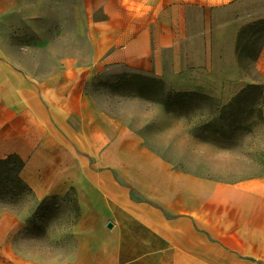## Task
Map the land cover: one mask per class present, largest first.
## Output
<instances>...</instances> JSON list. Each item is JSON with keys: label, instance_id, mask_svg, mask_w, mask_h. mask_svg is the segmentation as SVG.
<instances>
[{"label": "crops", "instance_id": "crops-1", "mask_svg": "<svg viewBox=\"0 0 264 264\" xmlns=\"http://www.w3.org/2000/svg\"><path fill=\"white\" fill-rule=\"evenodd\" d=\"M93 1L87 67L64 62L36 80L0 58V159L23 161L34 201L74 193L79 212L73 250L57 258L16 249L7 221L23 214L4 213L0 264H264V177L222 183L175 165L85 91L103 71L232 96L237 33L264 19V0H114L110 9ZM22 2L0 0V17ZM256 65L264 93V46Z\"/></svg>", "mask_w": 264, "mask_h": 264}, {"label": "rangeland", "instance_id": "rangeland-1", "mask_svg": "<svg viewBox=\"0 0 264 264\" xmlns=\"http://www.w3.org/2000/svg\"><path fill=\"white\" fill-rule=\"evenodd\" d=\"M94 3L98 6L99 1L26 0L18 4L0 17V58L12 61L16 70L36 80L55 76L65 68L64 62L84 61L87 67L94 52L84 33V14ZM115 6L114 0H107L108 9ZM94 14L98 16L99 11ZM236 16L243 17L241 4H236ZM263 46L264 27L247 32L239 41L236 37L235 91L228 98L218 97L220 90L208 93L184 85L177 89L164 82L172 93L193 92L210 98H192L186 107L166 111L128 88L111 89L124 73L103 71L86 82V95L175 165L222 183L263 178L264 93L256 65ZM4 213L16 218L23 214L21 223L19 219L7 221L14 233L18 231L13 242L16 249L47 258L66 256L73 250L71 227L79 216L74 193L41 202L34 201L31 193L17 198L7 194L0 197V219Z\"/></svg>", "mask_w": 264, "mask_h": 264}, {"label": "trees", "instance_id": "trees-1", "mask_svg": "<svg viewBox=\"0 0 264 264\" xmlns=\"http://www.w3.org/2000/svg\"><path fill=\"white\" fill-rule=\"evenodd\" d=\"M259 27H264V19L254 21L241 27L237 33L238 41L241 40L247 32ZM110 88H128L133 90L138 97L160 105L166 111H173L181 106L186 107L185 103L192 98L210 100L206 95L193 92L172 93L166 89L165 83L161 79L140 74H121L116 78L115 83L110 85ZM225 108L224 106L216 110L221 111ZM23 165V161L17 155H9L6 158L0 159V197L10 194L11 198H17L25 192L31 193L28 186L20 177Z\"/></svg>", "mask_w": 264, "mask_h": 264}, {"label": "water", "instance_id": "water-1", "mask_svg": "<svg viewBox=\"0 0 264 264\" xmlns=\"http://www.w3.org/2000/svg\"><path fill=\"white\" fill-rule=\"evenodd\" d=\"M107 226L110 228L111 227V224H107Z\"/></svg>", "mask_w": 264, "mask_h": 264}]
</instances>
